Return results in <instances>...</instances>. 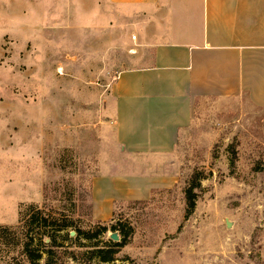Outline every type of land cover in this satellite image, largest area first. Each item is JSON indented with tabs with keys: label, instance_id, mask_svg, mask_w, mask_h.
Segmentation results:
<instances>
[{
	"label": "rangeland",
	"instance_id": "obj_1",
	"mask_svg": "<svg viewBox=\"0 0 264 264\" xmlns=\"http://www.w3.org/2000/svg\"><path fill=\"white\" fill-rule=\"evenodd\" d=\"M57 1L53 8L45 0H0V264H28L17 243L30 207L69 215L94 238L68 229L80 239L58 249L51 264H103L89 252L104 249L118 223L133 233L108 264H264V117L243 94L197 103L178 137L182 167L173 189L146 202L118 201L111 218L92 219L97 154L89 143L102 141L103 120L93 100L140 42L135 24L113 21L100 35L77 16V3ZM43 11L52 15L49 38ZM195 172L204 180L186 219Z\"/></svg>",
	"mask_w": 264,
	"mask_h": 264
},
{
	"label": "crops",
	"instance_id": "obj_2",
	"mask_svg": "<svg viewBox=\"0 0 264 264\" xmlns=\"http://www.w3.org/2000/svg\"><path fill=\"white\" fill-rule=\"evenodd\" d=\"M45 1L58 7L57 0ZM68 2L73 9L78 4L77 16L100 35L119 21L135 24L140 42L110 89L93 100L103 119L102 141L89 143L97 154L93 220L111 218L118 201L146 202L175 187L182 167L178 137L203 98L243 94L264 117V0ZM45 13L41 29L49 38L44 26L52 15Z\"/></svg>",
	"mask_w": 264,
	"mask_h": 264
},
{
	"label": "trees",
	"instance_id": "obj_3",
	"mask_svg": "<svg viewBox=\"0 0 264 264\" xmlns=\"http://www.w3.org/2000/svg\"><path fill=\"white\" fill-rule=\"evenodd\" d=\"M204 180L200 172H195L190 178V184L185 191V218H189L195 209L197 193L201 188V182ZM91 197V189L89 198ZM91 212V203L89 205ZM99 234L107 232L106 226H99ZM75 231L86 241H92L91 233L79 230L76 227V222L69 215L63 213H44L42 210L30 207L24 217L20 219L18 229L20 238L18 246L22 250V254L28 264H39L45 257V264H51L52 259L58 249L67 248L69 245H74L80 237L70 238L68 229ZM8 231L7 229H3ZM112 232H117L119 236L118 242L108 240L104 243L105 247L91 250L89 254L92 259H97L100 263L108 264L114 260L115 255L126 245H128L130 237L133 233L131 226L121 225L120 223L111 226ZM77 239V240H76ZM71 247V246H70ZM93 247V246H92ZM97 247V246H94Z\"/></svg>",
	"mask_w": 264,
	"mask_h": 264
},
{
	"label": "water",
	"instance_id": "obj_4",
	"mask_svg": "<svg viewBox=\"0 0 264 264\" xmlns=\"http://www.w3.org/2000/svg\"><path fill=\"white\" fill-rule=\"evenodd\" d=\"M110 240L114 241V242H118L119 241V237L116 233L111 234L110 236Z\"/></svg>",
	"mask_w": 264,
	"mask_h": 264
}]
</instances>
